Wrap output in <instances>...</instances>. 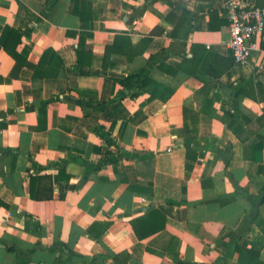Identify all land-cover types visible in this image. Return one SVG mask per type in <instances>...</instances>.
Segmentation results:
<instances>
[{
    "label": "crops",
    "instance_id": "crops-1",
    "mask_svg": "<svg viewBox=\"0 0 264 264\" xmlns=\"http://www.w3.org/2000/svg\"><path fill=\"white\" fill-rule=\"evenodd\" d=\"M226 1L0 0V264L264 263V49L233 62Z\"/></svg>",
    "mask_w": 264,
    "mask_h": 264
},
{
    "label": "built area",
    "instance_id": "built-area-1",
    "mask_svg": "<svg viewBox=\"0 0 264 264\" xmlns=\"http://www.w3.org/2000/svg\"><path fill=\"white\" fill-rule=\"evenodd\" d=\"M223 13L230 33L231 57L234 63L243 65L253 51L262 48L264 11L247 0H227Z\"/></svg>",
    "mask_w": 264,
    "mask_h": 264
},
{
    "label": "trees",
    "instance_id": "trees-1",
    "mask_svg": "<svg viewBox=\"0 0 264 264\" xmlns=\"http://www.w3.org/2000/svg\"><path fill=\"white\" fill-rule=\"evenodd\" d=\"M180 23L181 22L179 21L178 24L175 26L176 29L179 27V25H181ZM211 27H213V25H211ZM20 36H21L20 32L12 29L10 31L8 38H7V41L5 43L6 51L19 63H21L22 60L20 59L18 53L16 52L14 45L20 40ZM13 40H14V42L11 43V41H13ZM192 47L194 50L196 49V51L201 52L204 50V48L198 44H194V45H192ZM262 48L264 49V42L262 43ZM199 49H201V50H199ZM196 54H197V52L193 54V58L190 61L188 60L187 57L184 58V60L179 64V68L182 70H185L186 72L191 74L196 69L198 62L200 60V57L198 58ZM117 80L121 83H125L126 85L132 83V81H134V80H138L139 82H138L136 87L140 90L144 89L146 86L153 83V81L150 78H148L147 75L144 74L143 69H139V70L132 72V73L128 74L127 76L120 78V79H117ZM131 94L132 95L136 94V91H134ZM150 214L153 217H160L162 219V222H161L162 224H161V226H158L157 229L162 228L164 226V219H165L164 214L157 209H153L152 211H150ZM141 220H143V219H141ZM135 223H136L135 221L132 222V226L134 228V232H135L136 236L138 238H143L142 237L143 235L140 233V231L137 228V224H135ZM253 255L257 259V264H264L262 261H260L258 259V253L257 252H255Z\"/></svg>",
    "mask_w": 264,
    "mask_h": 264
}]
</instances>
